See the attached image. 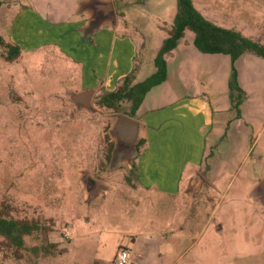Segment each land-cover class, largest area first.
I'll list each match as a JSON object with an SVG mask.
<instances>
[{
	"label": "rangeland",
	"instance_id": "rangeland-1",
	"mask_svg": "<svg viewBox=\"0 0 264 264\" xmlns=\"http://www.w3.org/2000/svg\"><path fill=\"white\" fill-rule=\"evenodd\" d=\"M150 1L141 2L147 28L155 11ZM166 2H172L168 13L175 14L177 1ZM195 3L222 27L264 37V0ZM1 7L0 35L7 40L20 11L9 10L5 2ZM185 35L182 42L191 43L184 48L189 52L176 60L175 69L169 67L171 78L158 98L168 91L172 98L185 96L182 92L189 86V96L203 91L213 103L219 90L204 88L210 81L223 84L225 61L198 57L190 47L194 33ZM144 41L152 45L154 38ZM42 43L23 49L12 62L5 58L7 48L0 47V211L10 218L36 221L41 227L26 238L28 249L16 251L0 237V264H112L121 245L137 255L139 264H150L153 256L169 257L171 243L179 240L173 230L179 199L153 195L150 201L152 193L136 184L135 155L130 163L110 155L116 112L98 104L112 90L99 69L84 66L54 44ZM154 73L155 66L147 64L129 78L134 84L140 75L145 79ZM232 74L233 70L229 82ZM229 89L238 98L230 84ZM78 91L94 93L89 107L76 104L73 96ZM120 113L131 116L130 103L124 102ZM82 171L108 183L107 193L88 203ZM263 179L260 173L255 178L248 175L243 166L209 211L189 207L185 217L194 221H183L178 264H264V206L252 195Z\"/></svg>",
	"mask_w": 264,
	"mask_h": 264
},
{
	"label": "crops",
	"instance_id": "crops-1",
	"mask_svg": "<svg viewBox=\"0 0 264 264\" xmlns=\"http://www.w3.org/2000/svg\"><path fill=\"white\" fill-rule=\"evenodd\" d=\"M112 1L117 15L116 26L102 27L85 39L81 31L88 23L89 14L81 11L82 0H4L6 8L20 11L10 37L4 40L19 46L21 54L23 49L42 42L54 44L84 66L98 68L106 87L112 88L106 94L112 93L135 69L140 74L148 64L155 66L156 71L155 59L169 36L177 12V4L175 14H169L167 6L172 2L151 0L149 6L155 11L151 27L147 28L141 3L144 0ZM162 23L169 27L167 24L163 27ZM246 37L264 39L263 36ZM150 38H154L152 45L145 44L144 40ZM182 41L166 57V81L146 95L136 114L145 142L135 159L136 184L140 190L152 193L150 201H154V196L180 201L176 208L178 220L173 228L179 240L171 243L169 257L153 256L150 264L179 263L178 251L185 236L182 225L184 219L187 221L185 214L190 206V198L188 200L186 195L189 196L194 175L202 176L214 187L216 202L223 196L224 186L232 184L243 166L248 168V175L255 178L260 173L264 177V58L245 54L235 62L239 85L236 98L229 89L233 70L231 57L203 54L194 44L190 47L198 57L210 56L213 60L225 61L223 84L210 81L204 88L218 89L217 99L210 102L203 91L189 96V86L184 87L185 96L179 94L172 98L168 91L159 99L158 92L171 78L169 67L175 69L176 60H183L185 53H182L187 51L184 48L191 45ZM140 76L137 82L148 78ZM131 260V264L140 263L132 251Z\"/></svg>",
	"mask_w": 264,
	"mask_h": 264
},
{
	"label": "trees",
	"instance_id": "trees-1",
	"mask_svg": "<svg viewBox=\"0 0 264 264\" xmlns=\"http://www.w3.org/2000/svg\"><path fill=\"white\" fill-rule=\"evenodd\" d=\"M177 12L168 38L155 59L156 71L144 81L131 84V79L125 78L122 86L116 91L103 95L98 104L102 108L121 112L124 102L131 105V117H134L141 107L146 95L155 87L164 83L168 76L166 57L173 53L187 31L195 35L194 44L203 54L227 55L233 62V74L230 82L232 90H239L238 76L235 62L245 54H253L264 58V39L246 37L241 31L225 28L208 18L195 3V0H176ZM2 1L0 0V7ZM0 47L8 50L7 61H15L21 56V49L17 45L6 42L0 36ZM144 143V142H143ZM113 148L111 145L110 153ZM41 227L36 221L10 218L0 211V237L8 241L16 249H28L26 238L38 233ZM33 248L31 251H37Z\"/></svg>",
	"mask_w": 264,
	"mask_h": 264
},
{
	"label": "water",
	"instance_id": "water-1",
	"mask_svg": "<svg viewBox=\"0 0 264 264\" xmlns=\"http://www.w3.org/2000/svg\"><path fill=\"white\" fill-rule=\"evenodd\" d=\"M80 8L82 12L89 14L88 23L81 31L85 39L102 27L114 28L117 24L116 9L112 0H82ZM93 95V92H81L73 96V99L88 107ZM112 120L110 134L115 140L113 158L130 163L142 138V124L124 113L114 114ZM80 179L88 203L106 194L109 189L108 183L94 179L89 171H82ZM214 193L211 184L202 176L194 175L189 185L190 210L201 207L203 211H209L210 206L216 202ZM252 195L264 206V179L252 190ZM206 203L210 204L208 209L204 208Z\"/></svg>",
	"mask_w": 264,
	"mask_h": 264
},
{
	"label": "built area",
	"instance_id": "built-area-1",
	"mask_svg": "<svg viewBox=\"0 0 264 264\" xmlns=\"http://www.w3.org/2000/svg\"><path fill=\"white\" fill-rule=\"evenodd\" d=\"M131 251L126 247L118 249L112 264H131Z\"/></svg>",
	"mask_w": 264,
	"mask_h": 264
},
{
	"label": "flooded vegetation",
	"instance_id": "flooded-vegetation-1",
	"mask_svg": "<svg viewBox=\"0 0 264 264\" xmlns=\"http://www.w3.org/2000/svg\"><path fill=\"white\" fill-rule=\"evenodd\" d=\"M123 84V83H122ZM93 98V97H92ZM75 101V100H74ZM76 102V101H75ZM90 102H92V99L90 100ZM76 104H83V105H85L84 103H77L76 102ZM86 106V105H85ZM89 107V106H88ZM116 113H118V112H116ZM131 117V116H130ZM132 118H134V119H136L137 118V116H134V117H132ZM144 142V140L141 138V140L138 142V144H137V152H136V154H135V158L137 157V155L139 154V150H140V148L143 146V144L145 143H143ZM113 144V148H112V150H111V153H110V155H112V153H113V150H114V148H115V141H113L112 143H111V145ZM111 145H110V149H111ZM110 155H109V159L111 158L110 157ZM135 166V163L133 164V167ZM187 196V199L189 200V196L188 195H186ZM190 202V201H189ZM197 210H195V212H196ZM199 211H201V212H205V211H203V210H199ZM198 212V211H197ZM192 217V216H191ZM187 220H190L191 222H193L194 220H193V217L192 218H190L189 219V217L187 216ZM121 247H124V246H120L119 248H121Z\"/></svg>",
	"mask_w": 264,
	"mask_h": 264
}]
</instances>
